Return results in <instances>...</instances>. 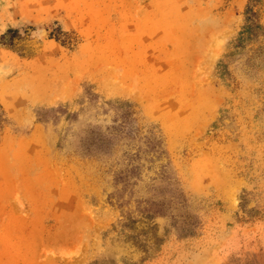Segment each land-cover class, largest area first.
<instances>
[{
    "label": "rangeland",
    "instance_id": "obj_1",
    "mask_svg": "<svg viewBox=\"0 0 264 264\" xmlns=\"http://www.w3.org/2000/svg\"><path fill=\"white\" fill-rule=\"evenodd\" d=\"M0 264H264V0H0Z\"/></svg>",
    "mask_w": 264,
    "mask_h": 264
},
{
    "label": "trees",
    "instance_id": "obj_2",
    "mask_svg": "<svg viewBox=\"0 0 264 264\" xmlns=\"http://www.w3.org/2000/svg\"><path fill=\"white\" fill-rule=\"evenodd\" d=\"M14 32H15L14 30H10V29H9L7 33H9V34L11 33V34H12V33H14ZM4 36H5V35H3V36L1 37V40H2L3 44L6 43V44L10 45V43L7 42V40L5 39ZM57 37H58V36H57ZM55 39H56L57 41H60L59 38H55ZM5 41H6V42H5ZM9 49H11V48H9Z\"/></svg>",
    "mask_w": 264,
    "mask_h": 264
}]
</instances>
